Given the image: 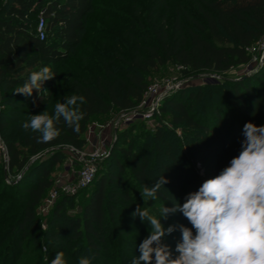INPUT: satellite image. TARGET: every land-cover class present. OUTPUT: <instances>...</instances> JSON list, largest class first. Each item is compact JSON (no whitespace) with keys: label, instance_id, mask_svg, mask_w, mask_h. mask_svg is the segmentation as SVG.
<instances>
[{"label":"trees","instance_id":"1","mask_svg":"<svg viewBox=\"0 0 264 264\" xmlns=\"http://www.w3.org/2000/svg\"><path fill=\"white\" fill-rule=\"evenodd\" d=\"M114 2L111 8L120 9ZM124 9L130 12L129 6ZM94 10V0H0V136L9 173L21 174L8 184L5 163L0 161V264H19L20 260H24L21 264H51L61 251L70 264H78V258L85 256L94 257L92 264H112L109 254L115 233L145 239L150 225L132 216L138 205L132 185L154 184L148 178L152 138L143 145L131 139L123 148H114L115 167L108 164L109 171L98 181L82 215L71 221L73 234L68 242L60 236V220L73 196L57 200L52 230L42 236L34 233L39 227L36 209L53 185L52 170L63 162L66 148L83 150L94 120L136 108L149 87L151 73L174 64L185 77L222 76L250 66V49L264 39V0H155L149 11L137 10L136 16L115 19L105 12L103 27L96 28L94 38L83 40ZM40 12L47 20L43 41L37 36ZM44 66L56 73L43 85L47 95L43 90L40 94L34 90L31 97L14 93L29 79L27 72ZM247 73V77L182 89L163 102L162 112L170 113L172 123L184 129V144L193 163L192 167L183 165L170 154L162 162L160 174L174 192L184 196L183 187L196 163L203 165L205 180L227 166L240 151L246 122L264 125V59ZM67 94L87 100L78 133L61 120L57 125L61 135L40 143L38 133L22 129L30 115L46 109L53 113L55 103L63 102ZM162 138L161 132L153 136L158 142ZM36 156L42 157L30 165ZM127 170L133 175L131 183ZM198 188L193 184L191 192ZM12 190L13 196L4 201ZM157 196L158 211L162 203L170 207L162 189ZM162 220L165 228L174 225L169 224L172 215ZM40 242L47 245L43 255L38 248L23 254Z\"/></svg>","mask_w":264,"mask_h":264},{"label":"clouds","instance_id":"2","mask_svg":"<svg viewBox=\"0 0 264 264\" xmlns=\"http://www.w3.org/2000/svg\"><path fill=\"white\" fill-rule=\"evenodd\" d=\"M55 76L51 67H41L14 93L31 97L34 90L39 94L43 90L47 95L49 91L43 85ZM86 103L83 95L67 94L63 102L55 103L53 113L46 109L30 115L22 123V129L38 133L40 143H49L61 135L57 127L61 120L78 133L86 116L82 110ZM242 135L238 155L217 175L206 179L198 190L188 193L182 204L162 205L159 216L150 208L137 205L132 216L147 222L150 233L139 245L140 255L134 256L130 264H264V125L246 122ZM167 183L161 175L150 187L143 186L139 192L144 204L157 200V193ZM175 213H181L191 228L184 225L165 228L161 219L167 220ZM177 227L182 240L175 247L178 255L173 257L163 238ZM93 258L80 257L78 264H92ZM51 264H68L64 252H57Z\"/></svg>","mask_w":264,"mask_h":264},{"label":"rangeland","instance_id":"3","mask_svg":"<svg viewBox=\"0 0 264 264\" xmlns=\"http://www.w3.org/2000/svg\"><path fill=\"white\" fill-rule=\"evenodd\" d=\"M114 3H118L116 6L120 9L111 8ZM155 0H94L95 10L89 17V21L87 22V33L83 36V40L87 37L94 38V31L96 28L103 27V18L104 15L108 12L111 18L118 19L120 17H125L129 15L136 16L137 10L141 11V13H146L150 10V8L154 5ZM121 6L123 8H121ZM129 6V13L125 11L124 7ZM106 10V11H105ZM106 12V13H105ZM256 62H253L248 67H238L233 70H230L224 73L222 76H218L214 78L215 74H207L202 73L200 75H192L191 77H185L183 74V69L180 66L174 64H168L165 67L159 69L156 72L150 74L148 82L149 86L157 85L161 90L164 89L166 84H171L174 86V89L170 93V95L178 93L182 89H189L193 87H204L208 84L218 83L223 80V78H227L229 80L238 79L241 76L247 74V72L254 67ZM30 72H27L28 77L30 76ZM179 86L176 88L175 86ZM124 113L120 111L112 112L108 117H103L94 120L89 128L95 131V135L101 134L102 139L106 142L105 154L106 158L100 161L97 165V173L95 176L94 182H92L87 188L77 190L74 192H65L63 188L74 186L78 183L79 180V171L82 168V164L77 161V158L71 151V148H66L67 152L65 153V158L61 164H58L51 173V180L53 182L52 188L49 190L48 194L42 200L40 206L36 209V219L38 222V229L34 232L37 236H42L49 229L53 228V210L56 206V202L61 196H73L72 201H69L67 204V208L63 213V218L60 220L61 227V238L69 241V238L73 234V230L70 227V223L72 220L79 218L82 215L83 209L93 193L95 192L98 181L106 175L109 171L108 164L111 163L112 169L115 167L113 151L114 148L119 147L123 148L128 144L131 139L137 141V144H146L148 138H152L151 147H150V160L152 161V165L150 166L149 180L155 183L156 179L161 176V168L162 162L167 159V155L174 156L180 160V163L183 165H188L192 167L191 155L186 151V147L184 144L185 133L182 126H175L172 123L171 114L163 113L160 108L159 113H155V115L151 119H143L138 118L134 121H125L121 122L118 127L114 126V123H117L119 118H121ZM127 119V117H125ZM87 131V133H88ZM161 132L163 134V138L161 142L153 139V136L157 133ZM86 133V135H87ZM94 136V135H92ZM150 139L148 142H150ZM1 145L6 149L5 143L0 136V161L5 163L4 172L6 173V182L12 185L15 179H18L21 175L17 171L13 173H9L8 170V158L6 160L5 152L1 148ZM170 147V151L169 148ZM91 148V144L87 141L86 146L81 151H88ZM119 158L120 162H126L125 157L122 155H116ZM42 156L32 157L30 160V165L34 164L37 159L39 160ZM199 163L195 164L194 169L191 171V179L184 185V196L180 195L170 189L166 184L161 189L166 194L169 199L170 207L173 206V203L182 204V199L186 197L188 193L191 192L192 185L200 186L205 181V173L204 167ZM127 166V165H126ZM172 165L169 164V168ZM173 168V167H172ZM111 170V169H110ZM202 173V174H201ZM127 179L129 183L132 182L133 175L130 171H126ZM198 178H201V181H197ZM147 185V184H146ZM145 186V184L143 185ZM143 186L138 184L132 185V192L137 196V202L140 207H148L151 209L154 215L159 216V211L155 208V204L159 203V200L149 201L144 204L143 198L140 195V190H142ZM148 186V185H147ZM84 190V191H83ZM57 194L56 200H53L54 194ZM14 194V190L5 197L4 201L10 199ZM164 205V203H162ZM167 206V205H165ZM173 221L169 222L174 225H184L186 227L191 228L189 222L183 217L181 213L172 214ZM147 223V222H146ZM161 223L163 225L166 224L165 221L161 219ZM148 224V223H147ZM141 228V225H140ZM117 231V230H116ZM194 231V229H193ZM114 238H111V242L113 243V248L109 254V258L112 261V264H130L131 259L140 255L139 245L143 242L144 239H140L139 235H132L130 237L122 236L121 233H115ZM182 234L179 230V227L176 228L170 235H167L163 238V243L169 246L173 257L177 256L178 253L175 251L176 244L181 242ZM25 245L24 248H26ZM35 248H38L39 254L43 255L47 251V245L44 242H40L37 247L31 246L25 249L23 254L26 252H31ZM0 250H3V247H0ZM26 260V259H25ZM24 260H20L19 264ZM67 261V260H66ZM31 262V261H29ZM68 264H70L68 262Z\"/></svg>","mask_w":264,"mask_h":264},{"label":"built area","instance_id":"4","mask_svg":"<svg viewBox=\"0 0 264 264\" xmlns=\"http://www.w3.org/2000/svg\"><path fill=\"white\" fill-rule=\"evenodd\" d=\"M37 36L41 41L47 38V20L44 12H40L38 16ZM249 52L253 56V62H256V64L262 63L264 59V39L261 40L255 47L251 48ZM217 77L218 75L214 76V78ZM179 86L180 85L175 87L179 88ZM173 89L174 86L171 84H166L163 90H161L157 85L149 86L139 105L133 110L126 111V113H124V115L119 118L118 122L114 123V126L118 127L121 122L134 121L138 118L151 119L155 113H159L163 102L167 97L170 96V93ZM125 117H127V119H125ZM86 139L91 144L90 150L79 151L71 148V151L77 158V161L82 164V168L79 171L78 183L74 186L63 188V190L67 193H75L77 190L87 188L95 179L98 163L107 157L105 154V148L107 144L102 139L101 134L96 136L95 131L90 128L86 135ZM1 148L5 152V157L7 160L8 157L6 149L2 145ZM198 165L200 166L201 164L199 163ZM56 197L57 194L55 193L52 201L56 200Z\"/></svg>","mask_w":264,"mask_h":264},{"label":"water","instance_id":"5","mask_svg":"<svg viewBox=\"0 0 264 264\" xmlns=\"http://www.w3.org/2000/svg\"><path fill=\"white\" fill-rule=\"evenodd\" d=\"M248 75H249V74L247 73V74H246V77H247Z\"/></svg>","mask_w":264,"mask_h":264}]
</instances>
